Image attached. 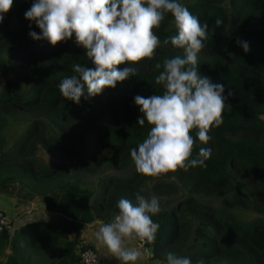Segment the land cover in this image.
Here are the masks:
<instances>
[{"label":"trees","instance_id":"16d2710c","mask_svg":"<svg viewBox=\"0 0 264 264\" xmlns=\"http://www.w3.org/2000/svg\"><path fill=\"white\" fill-rule=\"evenodd\" d=\"M262 116L264 0H0V196L54 213L0 264L120 211L165 264H264Z\"/></svg>","mask_w":264,"mask_h":264},{"label":"crops","instance_id":"0c3cea01","mask_svg":"<svg viewBox=\"0 0 264 264\" xmlns=\"http://www.w3.org/2000/svg\"><path fill=\"white\" fill-rule=\"evenodd\" d=\"M27 210H32L29 214L20 213L21 208H13V200L0 196V209L9 216V222L12 226L11 232L24 224L34 221H49L54 218V213L45 210L40 199L36 198L30 202ZM45 214H50L53 218L46 219ZM31 216L36 220H32ZM135 222L127 219L121 227L111 224H104L97 219H90L79 224L76 231L68 234V239L75 238L87 244L95 254V260L92 264H165L158 258H152L149 247L138 248L135 245V239L132 235ZM11 232L9 234H11ZM79 245H77L78 247ZM76 247V249H77ZM9 248L5 247L4 255L0 261L4 262ZM52 260V259H51ZM49 261L36 260L37 264H47Z\"/></svg>","mask_w":264,"mask_h":264},{"label":"built area","instance_id":"2783aa9c","mask_svg":"<svg viewBox=\"0 0 264 264\" xmlns=\"http://www.w3.org/2000/svg\"><path fill=\"white\" fill-rule=\"evenodd\" d=\"M128 218L123 212H118L115 214L112 220V224L115 227H121ZM10 222L7 220V218L0 213V228L6 227L7 231L10 230ZM132 235L135 239L136 246H142L144 244V241L149 238V232L145 225L143 224H135L133 226V232ZM80 260L83 264H92L95 260V254L93 251L86 247L84 248L80 253Z\"/></svg>","mask_w":264,"mask_h":264},{"label":"rangeland","instance_id":"374dc122","mask_svg":"<svg viewBox=\"0 0 264 264\" xmlns=\"http://www.w3.org/2000/svg\"><path fill=\"white\" fill-rule=\"evenodd\" d=\"M262 118L264 119V116H262ZM37 154H38L42 159H44V160H45V159H48V156H47V155L43 152V150H41V149H38ZM104 168H106V169H104L105 172L110 173V174H108V175L116 174V173H117L116 170H114V169L111 168L110 166H106V167H104ZM89 181H90L91 184H93L94 179H93V178H90ZM8 199H12V198H8ZM38 199H39V198H38ZM19 206H20V208H21V212H20V213L28 214L29 212H30V213L32 212V210H27V208H29V207H30L31 209H33V206L30 205V202H29V201L26 202V203H24V204H15V203H13V208H12V209H14V210H15V209H18ZM0 213H2V214L7 218V220H10L9 217H13V216L6 215L1 209H0ZM30 213H29V214H30ZM247 215H248V214H247ZM8 216H9V217H8ZM45 217H46V219H52V218H53L50 214H45ZM31 219H32V220H36V218L33 217V216H31ZM10 225H11V224H10ZM11 230H12V226H10L9 233L11 232Z\"/></svg>","mask_w":264,"mask_h":264},{"label":"clouds","instance_id":"9594fccd","mask_svg":"<svg viewBox=\"0 0 264 264\" xmlns=\"http://www.w3.org/2000/svg\"><path fill=\"white\" fill-rule=\"evenodd\" d=\"M9 233V231H7Z\"/></svg>","mask_w":264,"mask_h":264}]
</instances>
